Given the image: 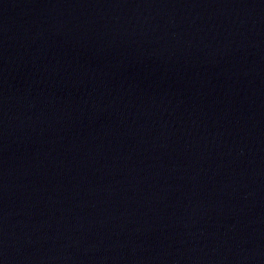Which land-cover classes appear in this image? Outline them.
I'll list each match as a JSON object with an SVG mask.
<instances>
[{
  "label": "water",
  "instance_id": "obj_1",
  "mask_svg": "<svg viewBox=\"0 0 264 264\" xmlns=\"http://www.w3.org/2000/svg\"><path fill=\"white\" fill-rule=\"evenodd\" d=\"M0 264H264V0H0Z\"/></svg>",
  "mask_w": 264,
  "mask_h": 264
}]
</instances>
